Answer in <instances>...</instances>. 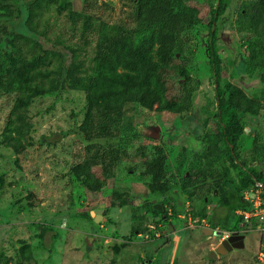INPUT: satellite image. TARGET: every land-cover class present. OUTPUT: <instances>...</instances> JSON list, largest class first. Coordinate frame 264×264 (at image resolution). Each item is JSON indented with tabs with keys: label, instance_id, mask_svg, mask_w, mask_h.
I'll return each instance as SVG.
<instances>
[{
	"label": "rangeland",
	"instance_id": "rangeland-1",
	"mask_svg": "<svg viewBox=\"0 0 264 264\" xmlns=\"http://www.w3.org/2000/svg\"><path fill=\"white\" fill-rule=\"evenodd\" d=\"M31 1L1 2L7 8L0 6V59L5 51L12 50V37L21 33L36 38L45 49L60 51L64 68L70 62V54L60 44L62 41L80 44V58L88 61L96 35L89 33L83 41L66 19L57 14L42 23L38 35L29 33L25 18ZM64 1L95 20L113 21L122 16L131 22L132 7L123 0ZM241 1L222 0V12L212 29L216 32L214 47L222 67L221 77L230 79L251 95L260 85L257 79L243 73L239 63L246 46L234 25ZM191 2L199 7L203 19L186 30L183 45V55L189 59V73L199 82L194 108L181 118L144 109L137 117V129L144 135L141 141L147 145L161 144L175 172L182 155L189 161L201 149L205 116L202 108L210 110L215 106V75L208 57L209 26L211 13L219 7L220 0ZM177 82L176 79L170 82L172 92ZM11 101V95L0 97V119ZM84 114L85 98L81 91L62 88L56 95L35 98L28 109L32 127L24 148L16 153L1 141L0 122V252L13 254L16 248L28 244L33 254L28 264H264V256L259 259V253L264 254L263 225L254 219L236 221L239 214L229 217L223 227L208 225L207 218L204 222L198 216L193 218L192 210L206 208L209 215L216 216L225 214V208L216 203L214 192L205 196L203 181L187 188L193 192L189 198L187 190L181 187L183 170L176 174L169 189L160 193H150L140 181L127 177L123 163L117 168L119 177L126 179L118 183L109 179L98 192L88 191L75 180L60 176L64 162L80 161L86 152L117 142L116 138L85 139L78 129ZM245 120L241 146L247 150L257 135L264 136V117L247 115ZM222 166L215 168L218 178L230 174ZM259 166L264 171V164ZM93 169L99 173L100 165H94ZM116 184L126 189L128 204L124 206L111 205V190ZM153 200L163 206L165 214L150 212ZM134 208L146 226L143 233L135 236L131 232ZM204 226L237 231L242 236L240 243L233 245L228 239L230 246L226 247L217 235H203Z\"/></svg>",
	"mask_w": 264,
	"mask_h": 264
},
{
	"label": "trees",
	"instance_id": "trees-1",
	"mask_svg": "<svg viewBox=\"0 0 264 264\" xmlns=\"http://www.w3.org/2000/svg\"><path fill=\"white\" fill-rule=\"evenodd\" d=\"M8 1L0 0V6L7 8L1 2ZM123 1L132 7L131 22L122 16L113 21L95 20L64 0H32L27 5L25 28L29 33L38 35L42 23L57 14L66 19L83 41L87 34L94 33L95 44L93 54L86 61L80 58V44L62 41L60 44L70 54V62L64 68L60 51L45 49L36 38L26 34L12 37V50L5 51L0 59V97L12 96L11 105L0 119L1 141L15 153L19 152L32 127L28 109L35 98L56 95L62 88L81 91L85 114L79 131L87 140L116 138L117 142L107 147L92 146L95 149L86 152L80 161L64 162L60 176L75 180L88 191L98 192L109 179L117 183L126 179L119 177L117 168L123 163L127 177L140 181L150 193H160L168 190L176 174L183 170L182 188L187 190L196 181H203L205 196L214 192L216 203L225 208V214L216 216L209 215L206 208L191 211L193 218H207L212 227L225 226L229 217L235 218L237 209L252 208L251 202L244 198L246 190L258 189L264 205V171L259 166L264 164V136L257 135L247 150L241 146L245 117H264V0H242L234 23L235 32L246 45L243 60L239 62L243 73L257 79L260 85L251 95L220 75L222 67L212 28L222 12V0L212 11L208 57L215 75V106L210 110L202 108L205 116L201 149L189 161L182 155L176 172L171 169L168 153L161 144L147 145L141 141L144 135L137 129V117L141 116V109L180 118L193 110L199 82L189 73V59L183 55V45L186 30L200 24L202 15L191 0ZM175 79L178 84L172 92L169 85ZM98 164L99 173L93 169ZM220 166L230 174L218 178L215 168ZM187 192L190 198L193 192ZM111 196V205L128 204L122 185L116 184ZM150 212L165 214L163 209L152 206ZM139 216L134 208L131 216L134 236L146 229ZM32 258L28 244L19 246L13 254L0 252V264H28Z\"/></svg>",
	"mask_w": 264,
	"mask_h": 264
},
{
	"label": "built area",
	"instance_id": "built-area-1",
	"mask_svg": "<svg viewBox=\"0 0 264 264\" xmlns=\"http://www.w3.org/2000/svg\"><path fill=\"white\" fill-rule=\"evenodd\" d=\"M243 195L245 199H248L251 202L252 208L249 210L237 209L235 213L239 214L241 219L243 220L249 221V219L251 218L256 219L260 223V225H263L262 229H264V205H263V201L261 199L259 190L258 189L246 190L244 191ZM217 231L219 232L217 236L221 243L227 241L232 236L231 231H220V230H217ZM263 256L264 254L260 252L259 259H262Z\"/></svg>",
	"mask_w": 264,
	"mask_h": 264
},
{
	"label": "water",
	"instance_id": "water-1",
	"mask_svg": "<svg viewBox=\"0 0 264 264\" xmlns=\"http://www.w3.org/2000/svg\"><path fill=\"white\" fill-rule=\"evenodd\" d=\"M155 136L156 137L159 136V129H158V127L155 128ZM153 203H154L153 207L155 209L159 210V209L162 208V206L159 203H155V200H153ZM102 208L103 207H101V209H99V212L102 211ZM95 221H98V218H96ZM201 233L203 235H210V236L211 235H214V234L215 235H218L219 234V232L217 230H215V229H213L211 227H207V226H204V227L201 228ZM241 237L242 236L237 231H233L232 232V236L230 237V240H231V242H232L233 245H238L240 243ZM224 245H226V247L227 246H230V244H229L228 241H225L224 242Z\"/></svg>",
	"mask_w": 264,
	"mask_h": 264
},
{
	"label": "clouds",
	"instance_id": "clouds-1",
	"mask_svg": "<svg viewBox=\"0 0 264 264\" xmlns=\"http://www.w3.org/2000/svg\"><path fill=\"white\" fill-rule=\"evenodd\" d=\"M208 227V226H207ZM214 229V228H213Z\"/></svg>",
	"mask_w": 264,
	"mask_h": 264
}]
</instances>
